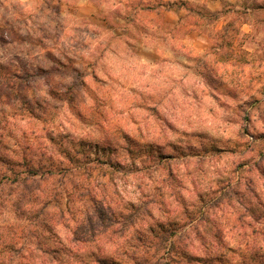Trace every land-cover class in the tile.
<instances>
[{"label": "rangeland", "instance_id": "374dc122", "mask_svg": "<svg viewBox=\"0 0 264 264\" xmlns=\"http://www.w3.org/2000/svg\"><path fill=\"white\" fill-rule=\"evenodd\" d=\"M91 2L81 0L84 6ZM108 2L115 5L113 19L145 42L165 36L136 20L139 1ZM5 3L14 10L34 3L57 15L62 10L58 0H0V7ZM251 13L264 24V5ZM200 14L206 48L194 41L171 53L157 39L160 61L141 60L148 76L158 73L160 98L149 93L144 100L129 90L105 101L102 112L87 91V102L61 96L68 61L34 35H50L43 24L0 14V264H97L96 258L115 264H264V37L250 40L233 19L219 28L213 22L218 16ZM72 33L65 29L68 37ZM178 56L200 70L185 68ZM172 81L178 83L169 88ZM82 83L96 89L99 80L82 75ZM47 85L55 89L34 108L28 90ZM64 188L74 214L66 226L47 220L41 204L46 190ZM25 200L32 202V215L18 207ZM84 203L106 214L102 232L88 233ZM137 208L140 214L131 215ZM89 214L97 226V215ZM129 215L136 224L124 228L128 219L122 216ZM162 226L177 232L171 259L159 243V235L166 236Z\"/></svg>", "mask_w": 264, "mask_h": 264}, {"label": "clouds", "instance_id": "9594fccd", "mask_svg": "<svg viewBox=\"0 0 264 264\" xmlns=\"http://www.w3.org/2000/svg\"><path fill=\"white\" fill-rule=\"evenodd\" d=\"M56 2V0H54ZM62 9L57 15L47 8L42 9V3L24 5L14 10L13 5L5 3L0 7V14L9 18L21 15L32 25V20L43 24L50 35L40 31L34 32L35 36L45 40L57 51L58 60H67L65 65L69 69L64 73L67 77L59 85L64 89L62 97L75 95L84 98L85 91L90 93L96 101L95 110L102 112L104 102L109 101L113 95L127 93L129 90L136 93L137 97L149 99V93L153 98L159 99L160 82L157 80L158 73L150 76L144 71L146 65L141 64L142 59L151 62H159L160 57L156 53L158 45H148L143 37L133 28L113 19L115 5L108 0H92L90 6L87 0L82 5L81 0H58ZM147 2V0H145ZM195 7L201 11L217 13L218 8L209 4L207 0H192ZM264 5V0H220V8L229 11L230 18L236 22V27L245 26V31L240 35L247 36L261 42L264 37V24L258 15L247 11L250 7ZM30 17V19H29ZM67 27L73 28L71 37L65 34ZM209 31H212L211 26ZM157 39L167 44L163 34H158ZM61 53L63 54L61 56ZM190 71H199V66L193 65L188 58L176 57ZM79 63L80 69L73 71L71 66ZM97 76L99 83L96 89L82 83V75ZM187 75V73H186ZM147 76V79L145 77ZM178 82L172 81L169 88L174 87ZM55 88L47 85L28 90L29 102L35 108L37 104L47 102L46 93ZM143 102V101H141ZM15 103V101H13ZM76 109L75 103L73 104Z\"/></svg>", "mask_w": 264, "mask_h": 264}, {"label": "crops", "instance_id": "0c3cea01", "mask_svg": "<svg viewBox=\"0 0 264 264\" xmlns=\"http://www.w3.org/2000/svg\"><path fill=\"white\" fill-rule=\"evenodd\" d=\"M139 1L137 6V21H142L140 25H145V29L150 32L165 31V37L167 39V46L173 53V48L181 47L186 49L191 47L192 42L197 41L203 45L208 46L207 39L203 35L199 25L200 17L202 12L207 15H211L208 11H201L200 7H195L192 0H133ZM146 4H142V3ZM209 4L215 5L218 8V12L214 15L218 16V19H213V22H220L219 28L226 25L230 21L229 11L220 8V0H207ZM160 8H163L160 9ZM252 7L248 8L247 11L251 12ZM131 15H134L131 14ZM215 18V17H214ZM245 28L242 25L241 28ZM180 32L182 38L176 35V32ZM245 31V29H243ZM146 36H149L146 34ZM148 39V38H147ZM146 42L148 45H156L154 39ZM204 49V48H203Z\"/></svg>", "mask_w": 264, "mask_h": 264}, {"label": "trees", "instance_id": "16d2710c", "mask_svg": "<svg viewBox=\"0 0 264 264\" xmlns=\"http://www.w3.org/2000/svg\"><path fill=\"white\" fill-rule=\"evenodd\" d=\"M31 167H34L33 165H30ZM45 166L43 165L42 168H44ZM38 168V167H37ZM31 168V170H29V172L32 174V175H35L36 173V170L37 172H39V168ZM71 185L74 187V189H76V185L72 182H71ZM64 190V191H63ZM70 193V190L69 188L66 189H60V190H55V189H48L45 191V194L43 195V201H41V204L43 205V208L44 210H42V213L45 215V217L47 218V220H53V221H56L64 226L67 225L68 222H70L71 220H74V214H72V206L70 204V201H65V198L68 194ZM24 197V196H22ZM21 197V199H22ZM26 201V204L22 203L24 201H21V203L23 204L22 207L21 206H18L19 208H22V213L25 214V213H29L32 215V206H31V201L30 200H25ZM31 202V203H29ZM20 203V205H21ZM86 209L91 212V210L93 211L94 214L97 215V218H98V222H97V226H94L95 222L93 219H91V215L88 213H86V216H85V219L83 218V220L85 221V223L88 225V227H90V229L88 230V233L89 234H94L95 231H100L102 232L103 231V228L102 226H105L108 225V221L104 220V217L103 216H106L105 213H103V210L102 209H99V208H94L93 207H89L87 206V204H83ZM134 207L133 203L132 204H128L127 207H125V211H128L129 208ZM114 212H117V208H115L113 210ZM122 211V210H121ZM140 209H135L134 212L131 214H140L139 213ZM123 213V211H122ZM116 215V214H115ZM112 216V221L109 223V225H111V239L114 240L115 236H112L117 234L118 230H116L114 226V224H116V217L111 214ZM122 218H126L128 219V223L127 221H125V226L124 228H127V226H131V225H134L136 224L135 222V218H133L132 216H122ZM113 225V226H112ZM170 225V224H169ZM171 226V225H170ZM78 227H80V224H78ZM132 227V226H131ZM168 227V226H167ZM165 229V230H164ZM108 230H109V226H108ZM170 230V231H169ZM152 231H154L152 228H150V232L153 233ZM160 231H163L165 232L166 236L164 237H160L159 235V239H160V242H162V244H164L163 246V250L166 251V255L168 256L169 259H171L173 256H174V253L176 251H178L176 249V246H175V241H174V238L173 240L171 239L172 235H175L177 236V232L169 229V228H165V226H162ZM166 231H168L166 233ZM32 235L33 236H36V235H39V234H34V232H32ZM41 238V236H40ZM157 238V237H156ZM158 239V238H157ZM56 253H58L56 250L54 249H50V251H48V254L51 255L52 257H56ZM183 253L182 255L187 257L188 255L185 253V252H181ZM187 255V256H186ZM189 257V256H188ZM187 257V258H188ZM94 262H96L97 264H115L114 261H109L108 259H105V258H96L94 260Z\"/></svg>", "mask_w": 264, "mask_h": 264}]
</instances>
